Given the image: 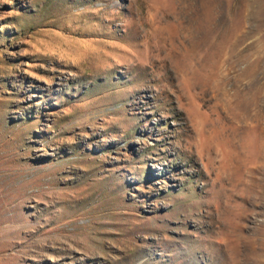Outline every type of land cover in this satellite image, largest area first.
Listing matches in <instances>:
<instances>
[{
    "label": "rangeland",
    "instance_id": "1",
    "mask_svg": "<svg viewBox=\"0 0 264 264\" xmlns=\"http://www.w3.org/2000/svg\"><path fill=\"white\" fill-rule=\"evenodd\" d=\"M0 264H264V0H0Z\"/></svg>",
    "mask_w": 264,
    "mask_h": 264
}]
</instances>
